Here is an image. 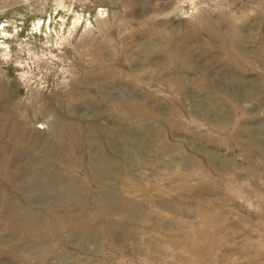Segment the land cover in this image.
<instances>
[{
	"label": "rangeland",
	"instance_id": "374dc122",
	"mask_svg": "<svg viewBox=\"0 0 264 264\" xmlns=\"http://www.w3.org/2000/svg\"><path fill=\"white\" fill-rule=\"evenodd\" d=\"M0 264H264V0H0Z\"/></svg>",
	"mask_w": 264,
	"mask_h": 264
}]
</instances>
